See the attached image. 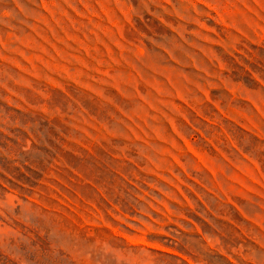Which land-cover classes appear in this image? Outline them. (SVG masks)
Returning <instances> with one entry per match:
<instances>
[{
  "label": "rangeland",
  "instance_id": "374dc122",
  "mask_svg": "<svg viewBox=\"0 0 264 264\" xmlns=\"http://www.w3.org/2000/svg\"><path fill=\"white\" fill-rule=\"evenodd\" d=\"M0 264H264V0H0Z\"/></svg>",
  "mask_w": 264,
  "mask_h": 264
}]
</instances>
